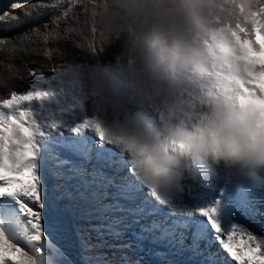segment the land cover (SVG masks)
<instances>
[{
  "label": "snow or ice",
  "instance_id": "obj_1",
  "mask_svg": "<svg viewBox=\"0 0 264 264\" xmlns=\"http://www.w3.org/2000/svg\"><path fill=\"white\" fill-rule=\"evenodd\" d=\"M91 7L81 0H17L0 12V24L51 14L0 38V52L52 61L67 55L59 43L84 59L95 56L100 36L86 23ZM255 8L264 17V0ZM245 47L250 84L264 93V26L247 35ZM60 65L50 75L26 68L27 90L0 98V264H229L215 242L236 264H264V171L221 170L179 155L177 145L167 163L153 161L64 91ZM9 71L0 80L5 89L13 78L24 79ZM72 228L79 259H68L54 242Z\"/></svg>",
  "mask_w": 264,
  "mask_h": 264
},
{
  "label": "clouds",
  "instance_id": "obj_2",
  "mask_svg": "<svg viewBox=\"0 0 264 264\" xmlns=\"http://www.w3.org/2000/svg\"><path fill=\"white\" fill-rule=\"evenodd\" d=\"M256 3L88 0L99 52L61 64L59 83L157 163L177 145L221 170L264 171V93L244 59L247 35L264 26Z\"/></svg>",
  "mask_w": 264,
  "mask_h": 264
},
{
  "label": "trees",
  "instance_id": "obj_3",
  "mask_svg": "<svg viewBox=\"0 0 264 264\" xmlns=\"http://www.w3.org/2000/svg\"><path fill=\"white\" fill-rule=\"evenodd\" d=\"M14 2H17V0H0V12L9 10L10 5ZM48 2H53V0H48ZM81 2L87 3L88 0H81ZM79 9L80 5H77L75 10L79 12ZM50 14L51 13L32 16L21 15L17 21L0 24V38L11 39L14 36L22 34L24 31L30 29L33 25L46 22ZM80 20L83 26L84 16H80ZM97 35H99V33H97ZM33 47L36 46L33 45ZM56 47L65 50L67 55H62L59 58L53 55L52 61H47L43 55H35L31 52H29L28 55L19 53L18 55L20 58H17L16 55H13L11 59L9 58V54L0 52V80L7 79L11 75V72L9 71L10 66L13 71L24 76V79L13 78L10 89H5L2 85H0V98H6L10 91H17L20 93L27 90L32 77L27 75L26 68L40 69L42 70L43 74L50 75L51 73L49 69L57 64H63L65 61H70L72 59H84V54L71 44L62 45L58 43ZM111 51L112 49H107L104 52V55L109 59H111V56L109 55ZM21 60H23V63H21Z\"/></svg>",
  "mask_w": 264,
  "mask_h": 264
},
{
  "label": "rangeland",
  "instance_id": "obj_4",
  "mask_svg": "<svg viewBox=\"0 0 264 264\" xmlns=\"http://www.w3.org/2000/svg\"><path fill=\"white\" fill-rule=\"evenodd\" d=\"M78 223H79V225L81 226V227H84V228H86V227H88V222H86V221H78ZM93 223H95V221H93ZM76 233V232H75ZM77 236V235H76ZM75 236V237H76ZM89 237H90V241L92 242V243H97L98 241H97V238H96V236H95V234L94 233H89ZM106 239H107V237H105ZM71 254H72V258L71 259H79V252H80V247H79V239L78 240H72V244H71ZM102 251H104L105 252V254L107 255V254H109V251L110 250H108V249H102ZM66 254V253H65ZM67 255V258L68 259H70V256H69V254H66Z\"/></svg>",
  "mask_w": 264,
  "mask_h": 264
},
{
  "label": "bare ground",
  "instance_id": "obj_5",
  "mask_svg": "<svg viewBox=\"0 0 264 264\" xmlns=\"http://www.w3.org/2000/svg\"><path fill=\"white\" fill-rule=\"evenodd\" d=\"M73 239H75V228H72L70 230V233L66 238L60 239L58 241H54L57 244V246L62 249V251H64L66 254H69L70 259L72 258L71 257L72 256L71 244H72Z\"/></svg>",
  "mask_w": 264,
  "mask_h": 264
}]
</instances>
